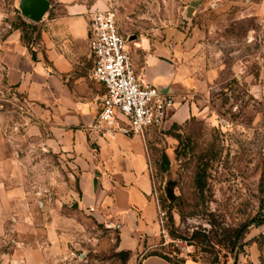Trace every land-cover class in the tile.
Here are the masks:
<instances>
[{"label": "rangeland", "instance_id": "rangeland-1", "mask_svg": "<svg viewBox=\"0 0 264 264\" xmlns=\"http://www.w3.org/2000/svg\"><path fill=\"white\" fill-rule=\"evenodd\" d=\"M20 5L0 0V42L15 29L27 44L35 37L39 23ZM107 7L134 38L132 56L139 39L170 41L181 52L176 61L192 69V89L176 98L198 112L146 134L165 214L153 251L211 264L215 255L182 236L247 225L238 259L223 252L217 264H264V0H108ZM69 159L24 96L0 80V264H122L119 227L81 209Z\"/></svg>", "mask_w": 264, "mask_h": 264}, {"label": "crops", "instance_id": "crops-1", "mask_svg": "<svg viewBox=\"0 0 264 264\" xmlns=\"http://www.w3.org/2000/svg\"><path fill=\"white\" fill-rule=\"evenodd\" d=\"M107 4L108 0L91 4L54 0L36 24L31 43L24 42L22 31L16 29L0 42V80L24 96L35 115L49 125L57 145L70 158L78 204L119 227V248L132 252L130 264H171L158 256L144 258L146 252H154L151 241L161 230L146 137L105 139L92 129L105 89L90 79L94 67L90 21L93 13L111 10ZM118 28L123 35L119 24ZM136 47L133 64L146 85L174 96L192 89V69L176 61L181 53L176 45L170 41L151 45L143 38ZM197 112L195 104L178 103L169 123H182Z\"/></svg>", "mask_w": 264, "mask_h": 264}, {"label": "built area", "instance_id": "built-area-1", "mask_svg": "<svg viewBox=\"0 0 264 264\" xmlns=\"http://www.w3.org/2000/svg\"><path fill=\"white\" fill-rule=\"evenodd\" d=\"M89 38L94 56L90 79L105 89L92 129L105 139L118 135L145 139L148 130L165 127L178 99L141 80L133 64L131 40L120 33L116 14L111 10L93 13ZM164 216L160 210L161 224Z\"/></svg>", "mask_w": 264, "mask_h": 264}, {"label": "trees", "instance_id": "trees-1", "mask_svg": "<svg viewBox=\"0 0 264 264\" xmlns=\"http://www.w3.org/2000/svg\"><path fill=\"white\" fill-rule=\"evenodd\" d=\"M165 166L162 168V172H167L169 167V160L167 157H165ZM205 184L199 183L198 189L200 191H204ZM173 205H175V201L172 202ZM171 224L174 226V219H170ZM215 229L208 232L207 230L197 229L194 230V232L190 235V237H183L182 240H185L191 245H195L198 247H203L204 250H202L205 253H208L210 255H215V259L211 262V264H217L219 255L223 252H226V254H230L234 256V259H238V255L236 253H239L241 250L244 240L247 236V225H241L239 227H222L221 225L218 226V229L216 230V225L213 226ZM178 230H174V233H177ZM207 247L211 248L210 250L207 249ZM118 257L121 258L122 264H128V262L131 260L133 254L131 251H121L117 254ZM149 256H158L166 261H168L171 264H185V261L175 259L173 260L171 257L164 253H160L158 251H154L150 254H147L144 256V258Z\"/></svg>", "mask_w": 264, "mask_h": 264}, {"label": "water", "instance_id": "water-1", "mask_svg": "<svg viewBox=\"0 0 264 264\" xmlns=\"http://www.w3.org/2000/svg\"><path fill=\"white\" fill-rule=\"evenodd\" d=\"M196 5L197 3L194 4V6ZM50 9L51 2L49 0H21L20 11L22 13V16L26 20H29L33 23H40L50 11ZM166 193L170 199L174 198V190L168 191L166 188ZM74 208H78V204H76Z\"/></svg>", "mask_w": 264, "mask_h": 264}]
</instances>
